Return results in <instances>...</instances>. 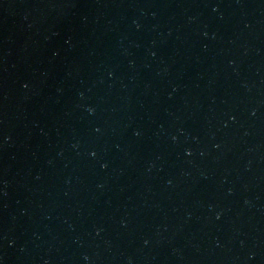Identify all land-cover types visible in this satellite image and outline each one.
<instances>
[{
  "label": "water",
  "instance_id": "obj_1",
  "mask_svg": "<svg viewBox=\"0 0 264 264\" xmlns=\"http://www.w3.org/2000/svg\"><path fill=\"white\" fill-rule=\"evenodd\" d=\"M0 264H264V0H0Z\"/></svg>",
  "mask_w": 264,
  "mask_h": 264
}]
</instances>
